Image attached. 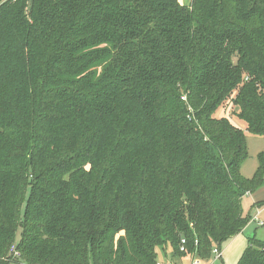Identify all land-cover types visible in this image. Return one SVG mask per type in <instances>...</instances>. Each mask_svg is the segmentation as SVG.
<instances>
[{
	"label": "trees",
	"instance_id": "16d2710c",
	"mask_svg": "<svg viewBox=\"0 0 264 264\" xmlns=\"http://www.w3.org/2000/svg\"><path fill=\"white\" fill-rule=\"evenodd\" d=\"M228 101L264 139V0H0V264L221 251L264 186Z\"/></svg>",
	"mask_w": 264,
	"mask_h": 264
},
{
	"label": "rangeland",
	"instance_id": "374dc122",
	"mask_svg": "<svg viewBox=\"0 0 264 264\" xmlns=\"http://www.w3.org/2000/svg\"><path fill=\"white\" fill-rule=\"evenodd\" d=\"M180 1L182 4L186 5H190L192 2V0L191 2L189 0ZM236 113L237 107L234 106L231 101H228L218 108L215 115L218 118L228 119L232 124L242 129L245 133L248 143V159L242 166V174L247 178H251L259 165L257 156L260 152L264 151V139L258 138L257 136L251 134L247 130L246 122L236 117ZM263 198L264 187L259 189L255 193H252V195L246 194L241 199L243 214L245 216L251 215V220L253 221H250L248 227H246V229H244L242 233L237 235L231 242H226L221 247V257H218L217 254H215L214 250L218 249L216 247L213 249L212 255L209 258H203L199 256L197 252H187L186 254L175 255L173 253L172 246L169 244L166 247L165 251L159 252L160 254L158 256L157 262L161 264H168V262H171V264H238L244 251L250 246L251 239L256 238L264 241V226L258 225L257 222H255L253 219V215L255 213V210L253 208L264 210V200L256 203H254V201ZM258 219L260 222H264V212L259 214ZM20 235L21 231L19 230L17 232V242H20ZM11 264L23 263L13 262Z\"/></svg>",
	"mask_w": 264,
	"mask_h": 264
},
{
	"label": "built area",
	"instance_id": "2783aa9c",
	"mask_svg": "<svg viewBox=\"0 0 264 264\" xmlns=\"http://www.w3.org/2000/svg\"><path fill=\"white\" fill-rule=\"evenodd\" d=\"M182 99L185 100L184 97ZM256 220H257L256 222H257L258 225L264 226V222H260L258 219H256ZM184 244H185V241L182 240V246H181V251L182 252H185L186 251L185 250V247H184ZM12 251H15V248H13ZM214 252H215V254H217L218 257H221L222 256L221 251L215 249ZM15 254H16V256H19V254L17 252ZM157 264H161V263L157 262ZM168 264H171V263H168Z\"/></svg>",
	"mask_w": 264,
	"mask_h": 264
},
{
	"label": "crops",
	"instance_id": "0c3cea01",
	"mask_svg": "<svg viewBox=\"0 0 264 264\" xmlns=\"http://www.w3.org/2000/svg\"><path fill=\"white\" fill-rule=\"evenodd\" d=\"M189 1L191 2V0H189ZM185 5H186V4H185ZM263 187H264V186H263ZM263 187H262V188H263ZM249 194L252 195V193H249ZM263 200H264V198H263V199H257V200L254 201V203L259 202V201H263ZM254 203H253V204H254ZM252 208H253V205H252ZM253 209L255 210V213H254V215H253V219H254V221L256 222V219H258L259 214H261L262 212H264V210H259V208H256V209L253 208ZM250 216H251V215H250ZM258 220H259V219H258ZM251 221H253V220H251ZM248 225H249V224H248ZM248 225H247V227H248ZM245 229H246V228H245ZM243 231H244V230H243ZM243 231H242V232H243ZM242 232H241V233H242ZM234 238H235V237H234ZM234 238H233V239H234ZM233 239L229 240L228 243L231 242ZM221 254H222V252H221ZM168 263H171V262H168Z\"/></svg>",
	"mask_w": 264,
	"mask_h": 264
}]
</instances>
